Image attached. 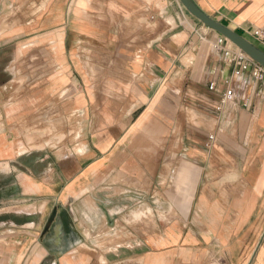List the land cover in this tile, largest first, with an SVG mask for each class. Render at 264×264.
<instances>
[{
	"label": "crops",
	"instance_id": "obj_1",
	"mask_svg": "<svg viewBox=\"0 0 264 264\" xmlns=\"http://www.w3.org/2000/svg\"><path fill=\"white\" fill-rule=\"evenodd\" d=\"M192 1L264 51V0ZM237 51L178 0H0V264H264Z\"/></svg>",
	"mask_w": 264,
	"mask_h": 264
},
{
	"label": "water",
	"instance_id": "obj_2",
	"mask_svg": "<svg viewBox=\"0 0 264 264\" xmlns=\"http://www.w3.org/2000/svg\"><path fill=\"white\" fill-rule=\"evenodd\" d=\"M188 14L198 20L211 31L219 34L239 51L249 57L252 61L264 68V51L250 43L245 38L236 34L232 30L216 22L200 10L192 0H178Z\"/></svg>",
	"mask_w": 264,
	"mask_h": 264
},
{
	"label": "built area",
	"instance_id": "obj_3",
	"mask_svg": "<svg viewBox=\"0 0 264 264\" xmlns=\"http://www.w3.org/2000/svg\"><path fill=\"white\" fill-rule=\"evenodd\" d=\"M253 37L255 40L264 45V32L256 30L253 32ZM233 55L230 58V63L232 62L234 65L238 66L240 70L242 71H249L252 78L260 83L264 84V68H262L260 65L252 61L249 57H247L245 54H243L241 51H237L236 53H232ZM212 86L209 87L211 89ZM231 99V92L226 91L223 95V102H227ZM213 140V136H209L210 143Z\"/></svg>",
	"mask_w": 264,
	"mask_h": 264
},
{
	"label": "rangeland",
	"instance_id": "obj_4",
	"mask_svg": "<svg viewBox=\"0 0 264 264\" xmlns=\"http://www.w3.org/2000/svg\"><path fill=\"white\" fill-rule=\"evenodd\" d=\"M5 183V178L3 175H0V186L3 187ZM10 204V201L9 200H4V199H1L0 201V213L2 212H8L10 210V208H7L6 206Z\"/></svg>",
	"mask_w": 264,
	"mask_h": 264
},
{
	"label": "bare ground",
	"instance_id": "obj_5",
	"mask_svg": "<svg viewBox=\"0 0 264 264\" xmlns=\"http://www.w3.org/2000/svg\"><path fill=\"white\" fill-rule=\"evenodd\" d=\"M24 150V149H23Z\"/></svg>",
	"mask_w": 264,
	"mask_h": 264
}]
</instances>
